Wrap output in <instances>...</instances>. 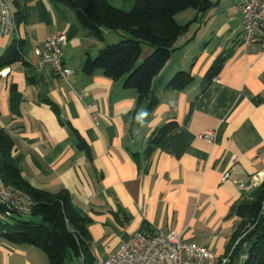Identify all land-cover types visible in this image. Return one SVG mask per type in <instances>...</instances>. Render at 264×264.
<instances>
[{
    "label": "crops",
    "instance_id": "crops-1",
    "mask_svg": "<svg viewBox=\"0 0 264 264\" xmlns=\"http://www.w3.org/2000/svg\"><path fill=\"white\" fill-rule=\"evenodd\" d=\"M6 1L13 12L22 10L23 19L13 33L0 34V54L22 39L28 65L0 70V128L13 140L20 175L37 189H65L75 210L88 218L93 264H102L139 230L176 231L224 257L237 223L231 206L264 180V46L240 43L238 0H210L203 12L186 11L181 24L196 20L152 82L157 104L144 127L135 115L145 103L123 87L124 78L82 72L88 57L122 33L103 30L100 41L54 0ZM123 1L122 9L131 8L132 0ZM55 32L66 36L67 79L48 64L37 65L45 37ZM143 50L142 57L150 52L147 45ZM221 54L226 58L220 73L203 88L207 69ZM178 70L190 71L192 83L167 89ZM12 85L19 96L15 111ZM168 121L177 126L148 152L149 137ZM66 122L90 145L91 160L76 147ZM206 130L214 132L212 142L200 136ZM225 172L230 179L223 180ZM0 264L49 263L40 248L0 236Z\"/></svg>",
    "mask_w": 264,
    "mask_h": 264
},
{
    "label": "trees",
    "instance_id": "trees-1",
    "mask_svg": "<svg viewBox=\"0 0 264 264\" xmlns=\"http://www.w3.org/2000/svg\"><path fill=\"white\" fill-rule=\"evenodd\" d=\"M71 9L77 22L102 41L103 30L122 33L121 39L101 48L94 58L88 57L82 72L89 76L101 70L107 77L117 80L124 78L123 87L134 89L138 101L145 103V110L152 111L157 99L152 95V82L167 63L179 36L184 34L191 21L181 24L177 15L186 11L203 12L210 0H132L128 11L116 7L108 0H54ZM18 7V5L16 4ZM15 23L23 19L21 9L14 12ZM23 40L14 39L0 54V70L15 63L28 65L23 56ZM143 45L150 52L142 57ZM226 56L216 57L203 78V88L222 69ZM190 71L178 70L167 81L166 88L182 90L191 84ZM10 106L17 109L19 96L15 85L10 88ZM76 144L91 160L90 145L84 137L66 122ZM177 126L176 121H168L154 130L148 139L147 151H151L164 135ZM12 138L0 128V175L4 183L21 189L33 201L28 215L39 217L34 224L20 217L10 225L0 222V236L17 245H33L46 255L49 264H93L90 250V235L87 230L88 218L75 210L70 195L65 189L55 192L31 186L18 170L17 160L12 155ZM236 216V226L226 243L227 264H264V180L249 198H243L231 206ZM10 229V230H8Z\"/></svg>",
    "mask_w": 264,
    "mask_h": 264
},
{
    "label": "built area",
    "instance_id": "built-area-1",
    "mask_svg": "<svg viewBox=\"0 0 264 264\" xmlns=\"http://www.w3.org/2000/svg\"><path fill=\"white\" fill-rule=\"evenodd\" d=\"M238 7L241 13L240 43L244 46L255 43L264 46V0H238ZM15 27V15L10 4L0 0V34L9 35ZM65 44L63 33L47 35L38 67L48 64L56 76L67 79L70 70L62 62ZM200 136L212 142L214 132L206 130ZM228 179L230 175L225 172L223 180ZM235 183L242 187L240 181ZM32 206L33 201L27 193L4 183L0 175V222L13 220V215L21 217L29 214ZM227 261L226 257H219L197 242L182 239L176 231L139 230L122 241L102 264H224Z\"/></svg>",
    "mask_w": 264,
    "mask_h": 264
},
{
    "label": "rangeland",
    "instance_id": "rangeland-1",
    "mask_svg": "<svg viewBox=\"0 0 264 264\" xmlns=\"http://www.w3.org/2000/svg\"><path fill=\"white\" fill-rule=\"evenodd\" d=\"M108 2L110 4L116 6V7H119V8L121 7V9H122V7L123 8L126 7L125 6V2L123 0H108ZM125 9H126L125 11H128L130 8H125ZM187 12H189V11H187ZM187 12H184V13H181V14L177 15V20L180 23H182V21H184V19H185L184 17H186L187 14H188ZM21 218L23 220H25V221H30V222H32L34 224H39L41 222V219L39 217H35V216H32V215H28V214L21 215ZM15 223L16 222L14 220H10L9 221L10 225H14ZM8 230H10V229H8ZM227 263L228 262H225L224 264H227Z\"/></svg>",
    "mask_w": 264,
    "mask_h": 264
},
{
    "label": "clouds",
    "instance_id": "clouds-1",
    "mask_svg": "<svg viewBox=\"0 0 264 264\" xmlns=\"http://www.w3.org/2000/svg\"><path fill=\"white\" fill-rule=\"evenodd\" d=\"M148 115H149L148 111L138 110L135 115V120L141 127H144L146 124Z\"/></svg>",
    "mask_w": 264,
    "mask_h": 264
},
{
    "label": "water",
    "instance_id": "water-1",
    "mask_svg": "<svg viewBox=\"0 0 264 264\" xmlns=\"http://www.w3.org/2000/svg\"><path fill=\"white\" fill-rule=\"evenodd\" d=\"M152 93L149 94L148 98H151L152 97ZM13 219L16 220V221H19L20 220V217L19 216H16V215H13Z\"/></svg>",
    "mask_w": 264,
    "mask_h": 264
}]
</instances>
